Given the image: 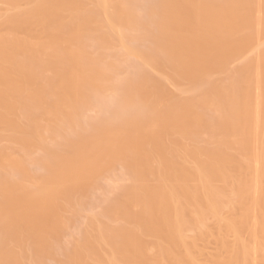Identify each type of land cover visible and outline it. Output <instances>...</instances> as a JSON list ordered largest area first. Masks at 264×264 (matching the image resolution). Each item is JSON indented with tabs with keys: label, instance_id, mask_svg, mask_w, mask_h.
Returning <instances> with one entry per match:
<instances>
[{
	"label": "bare ground",
	"instance_id": "6f19581e",
	"mask_svg": "<svg viewBox=\"0 0 264 264\" xmlns=\"http://www.w3.org/2000/svg\"><path fill=\"white\" fill-rule=\"evenodd\" d=\"M0 264H264V0H0Z\"/></svg>",
	"mask_w": 264,
	"mask_h": 264
}]
</instances>
